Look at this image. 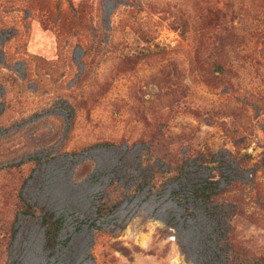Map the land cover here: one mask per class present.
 <instances>
[{
  "label": "rangeland",
  "instance_id": "374dc122",
  "mask_svg": "<svg viewBox=\"0 0 264 264\" xmlns=\"http://www.w3.org/2000/svg\"><path fill=\"white\" fill-rule=\"evenodd\" d=\"M157 50L97 96L123 56ZM202 159L221 164L217 187L239 203L225 224L255 263L264 0H0V264H223L220 212L193 195ZM111 182L124 198L99 215ZM18 191L60 219L53 249L14 211Z\"/></svg>",
  "mask_w": 264,
  "mask_h": 264
},
{
  "label": "trees",
  "instance_id": "16d2710c",
  "mask_svg": "<svg viewBox=\"0 0 264 264\" xmlns=\"http://www.w3.org/2000/svg\"><path fill=\"white\" fill-rule=\"evenodd\" d=\"M77 20L79 23L82 22L81 15L77 16ZM199 46H197L195 50V60L198 61L199 58ZM162 51L157 50L156 52H141L137 54H130L123 56L120 60H118L114 66L111 73L105 77V79L98 85L97 88V96H101L105 94L110 86L112 81L119 75L130 72L134 69V67L141 61H149L152 60L155 56H157ZM211 71L222 72L221 67L218 64L212 66ZM80 107L85 111L86 115L88 114V108L85 103L80 102ZM238 141V139H235ZM111 144V143H109ZM108 143H103V145H109ZM239 162H243L247 160L250 155L249 153H237L235 155ZM184 162V163H183ZM187 164V160H181L176 164V167L173 169L176 179H179L183 175L184 165ZM200 164L203 165L210 171L209 178L204 180L202 183L200 182L193 189V195L195 198L199 199L202 204L208 207H212L214 210H218L220 212V218L216 222H223L224 225L221 228V240L220 245L218 246L219 250L223 251L224 261L223 264H264V254L256 255L255 263H251L249 258V251L243 248L241 245L237 243L234 239V235L232 232V228L225 224V220L229 219L236 215V210L239 208V203L236 201H228L225 198V194L228 192L227 189H218L217 187V179L214 177H221L223 174L221 172V164L214 163L209 159H202ZM143 171H146L145 168H142ZM153 179V176L149 174L145 176L144 182L149 183ZM142 186H140L137 190H141ZM124 198L123 189L117 186L116 182L109 183L102 196L97 199L96 210L99 215H105L107 213L112 212L116 209ZM12 207L16 213H19L23 216H34L37 215L38 222L43 229V238H44V247L47 250L53 249L57 244V236L58 232L61 228L60 219L54 217V215L45 210H38L35 206L28 204V202L20 195L18 191L15 200L12 203ZM215 215V213H213ZM218 215V214H217ZM220 219V220H219ZM223 219V221H222ZM1 223V217H0ZM5 228V226H4ZM4 230V229H3ZM11 230V223L7 224V227L4 231L8 233ZM10 235V233H9ZM8 237V236H7ZM9 238V237H8ZM215 253L213 254V257ZM213 259V258H211Z\"/></svg>",
  "mask_w": 264,
  "mask_h": 264
}]
</instances>
